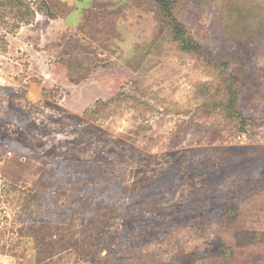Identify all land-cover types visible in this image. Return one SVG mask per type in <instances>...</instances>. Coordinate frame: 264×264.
<instances>
[{"label": "rangeland", "instance_id": "1", "mask_svg": "<svg viewBox=\"0 0 264 264\" xmlns=\"http://www.w3.org/2000/svg\"><path fill=\"white\" fill-rule=\"evenodd\" d=\"M168 1L264 122V0ZM29 2L15 32L0 11V264H39L48 227L68 243L49 264H264V123L196 114L214 75L156 0ZM118 92L150 109L80 125Z\"/></svg>", "mask_w": 264, "mask_h": 264}, {"label": "trees", "instance_id": "2", "mask_svg": "<svg viewBox=\"0 0 264 264\" xmlns=\"http://www.w3.org/2000/svg\"><path fill=\"white\" fill-rule=\"evenodd\" d=\"M29 1L31 0H0V11L3 13L1 14L2 19L11 16L17 21L12 26L11 31L15 32L22 25L35 21L37 11ZM156 2L161 13L170 18L169 25L172 30V39L179 45L180 50L202 62L208 72L214 75L213 81L201 85L199 96L202 99L201 103L196 105V114L209 117L222 115L226 120L236 122L240 127V132L244 133L254 127L263 125V121L246 115L242 106L244 87L241 81L229 73V62H219L205 51L186 25L174 15L170 1L156 0ZM42 4L47 5L46 2H42ZM126 103H133L137 107L136 110H143V112L150 109L149 103H144L128 93L118 92L108 100H98L93 107L83 113L79 123L80 125H87L102 118L108 119V109L112 104L118 106ZM262 173L264 175V170ZM222 217L225 221L232 222L237 219L238 213L228 209L226 213L222 214ZM53 235L54 233L50 227L36 231L35 239L39 264H49L48 260L68 245L64 232L59 231Z\"/></svg>", "mask_w": 264, "mask_h": 264}]
</instances>
